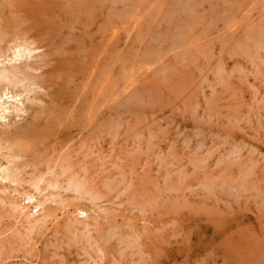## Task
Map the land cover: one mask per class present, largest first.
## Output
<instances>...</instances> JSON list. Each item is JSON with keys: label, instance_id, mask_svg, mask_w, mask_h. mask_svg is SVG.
<instances>
[{"label": "rangeland", "instance_id": "1", "mask_svg": "<svg viewBox=\"0 0 264 264\" xmlns=\"http://www.w3.org/2000/svg\"><path fill=\"white\" fill-rule=\"evenodd\" d=\"M10 1L0 12L21 15ZM125 1L73 0L28 30L46 45L0 65L46 75L5 119L31 135L26 172L70 162L108 211L91 245L70 232L74 203L23 241L0 209V264H264V0Z\"/></svg>", "mask_w": 264, "mask_h": 264}, {"label": "bare ground", "instance_id": "2", "mask_svg": "<svg viewBox=\"0 0 264 264\" xmlns=\"http://www.w3.org/2000/svg\"><path fill=\"white\" fill-rule=\"evenodd\" d=\"M0 1L2 2V0H0ZM15 1L13 0V2H15ZM75 1L76 2H74V3H76V5H78V13L79 14L84 13V12H80V11H82V10H80L82 7L79 8L80 4L82 6L84 3L85 8L87 7V9H88V8L95 7V3H96V0H84V1L82 0V3L80 2V0H75ZM118 1H121V3H122V0H118ZM127 1H125V2H127ZM115 2H117V1H115ZM186 2H189V1H186ZM190 2H192V1L190 0ZM7 3H8V0H6V2H2L1 7L6 5V8H7L9 6V4L7 5ZM10 3H12V0L10 1ZM68 3H73V0H23L22 4H24L25 9L23 8L24 6H21V9L23 8L22 10H24L23 12L21 11L22 12L21 15H15V16L9 15V17H5V15H4L5 12L3 14H2V12H0V65L3 66V64L5 62L8 64L16 63V62H19L20 60H22L23 58H25V59L29 58L30 59L33 53H35L36 51L38 52V50L40 48H42L43 45H46V42H47L46 38H44L45 40H43V39L36 36L37 33H35L36 35H34V34H32V32L30 33L28 30L31 27L33 29V26L34 25L36 26V24H37L38 27L42 26V28L40 27V30L42 32H44V34L47 33V30L48 29L50 30L51 27L55 25L54 18L58 17V19H60V17L63 16V14L65 12H61V11L63 10L64 7H66L68 5ZM117 3H119V2H117ZM123 3H124V1H123ZM192 3H194V2H192ZM11 5H13V4H11ZM73 5H75V4H73ZM240 7H241V5H240ZM8 8L15 9V7H13V6L8 7ZM185 8H187V7H185ZM51 9H53L55 11L59 10L60 12H52ZM12 10H10V14H12L11 13ZM50 10H51V12H50ZM12 12H15L17 14V12L14 10ZM185 12H189V11H185ZM19 14H20V12H19ZM120 14H122V13L120 12ZM86 19H88V18H86ZM24 23H27L28 25L25 24L26 26H24ZM22 25L24 26L23 29H22V27H23ZM56 26H58V24ZM110 27H112V26H110ZM230 33H232V32H230ZM42 37H44L43 34H42ZM246 37H247V35H246ZM43 56H45V55L43 54ZM27 61L28 60L25 61L26 64H24V66H17L18 64L17 65L15 64V65H12L10 67H5V66L0 67V120L3 121V123L1 124V127L7 129V130H4L3 132L2 131L0 132V209H1V211L4 210L10 216V219L12 220L11 225L13 226V228H10V229H14V227H15L17 229L20 228L23 230V231H21L20 229H18V231H16L17 234L15 235L16 232L15 233L13 232L14 234L12 233L13 235H11V236H16V237L18 236V238L21 241H23L24 240L23 238L26 239V237H27L30 239V235H32V234H34L40 230H41L40 232L42 233V231H43L42 229H44V228L47 230L46 227L49 224H52L55 220H57V214H56L57 210H58V212L60 211V213L62 215H65L66 211L71 206L70 204L74 203L76 205L74 206V211L72 212L73 218L71 216H69V214L65 215V217H67V219L69 220L68 221L66 219L68 221V223L70 222V224H68V225L70 226V228L73 229V230L72 229L70 230V228H69V230H70V232L74 231V233H75V231H77L78 233H80V235L81 234L85 235L87 237V240L90 241L94 238L93 237L94 235L92 236V233H94L96 231L99 233L98 229H96V223H97V220L101 217V216L100 217L98 216V219H96L93 215H100L101 213L99 214V212H105L106 213V211H107L106 209H101V207H100L101 205L99 206L96 204V202L97 203L100 202L99 197H101V196H98L97 195L98 193L96 194L94 191L92 193L90 191L85 190V186H86L85 180L86 179L84 178L85 179L84 180L78 174L73 173V171H72V173L70 172L72 170V168L70 167V165H71L70 162H67L66 165L59 164V167H58V164H56L57 167L60 168L59 173L55 169H54L55 171L52 170L53 168H51V169L48 168L49 170L47 169L48 170L47 172L44 171L45 173H40V171L37 170L38 171L37 175L33 174V173H30V174L27 173L26 172L27 171V169H26L27 165L26 164H28V162L24 163V161L23 162H21V161L23 158H26V157L28 158V156L31 155V153L33 152V149H32L33 146L31 147L32 144H31V142L28 141L30 139L31 135H26V130H25V133H23V131L19 132L18 130H17L18 132L14 131L15 129H12V131H9L8 128L10 126L8 123L5 122V119L7 118V114H10L13 112H16L18 114L19 113H26V110L24 108V100L29 101V98L27 97L29 94H31V93L33 94L36 89L37 90L38 89H48V87H46V85H45L46 81H44L46 75L42 74V78L44 76V78H43L44 80H42V78L39 79V77H41V74L39 77H36L33 74H31V72L34 73L38 69H37L36 65L29 64L30 62H27ZM43 62H45V61L43 60ZM95 62H97V64L99 63L98 61H95ZM21 64L23 65V63L20 62V65ZM42 66H43V64H42ZM44 66H45V64H44ZM95 66L97 67L96 64H95ZM39 67L40 66L38 65V68ZM94 75H95V73H94ZM68 77L70 79L72 78V76L71 77L66 76V78H68ZM99 82H101V80ZM48 86H50V85L48 84ZM10 89H11V91H10ZM37 98H39V97H37ZM39 111H41V110H39ZM40 115H41V113H40ZM18 117H19V115H18ZM50 120H52V119H50ZM49 121L46 124V128L48 126L50 127V125H52V122H49ZM47 129L49 130V128H47ZM50 129H52V128H50ZM28 130L29 129H27L28 134H29V132H31V133H33V136L38 135V134H36L38 132H33V130H29V132H28ZM60 160L64 161V160H62V158ZM36 163H38V162H36ZM56 165H55V168H56ZM80 178H82V179L80 180ZM67 194H70V195H67ZM87 195L89 196L87 201L91 204V206L94 209H92L90 207L83 206V205H82L83 207H80V203H81L80 200H85V198H86L85 196H87ZM87 201H85V202L88 203ZM103 205H104V203H103ZM69 213H70V211H69ZM107 213H108V211H107ZM8 227H9V225H8ZM97 228H98V226H97ZM8 230L5 231V233L8 232ZM15 230L16 229H14V231ZM108 231H110V230H108ZM111 231H112V229H111ZM9 232H8V234H9ZM2 233L4 234V231H2L0 233L1 234L0 236H2ZM107 234H109V233H107ZM3 236H5V235H3ZM110 236H112V235H110ZM33 237H35V236H33ZM82 237L83 236L81 235V238L80 237L79 238L82 239ZM31 239H33V238H31ZM10 240H12V239H10ZM16 240H18V239H13L14 242L13 241L12 242L15 243ZM20 240L17 241V243L18 242L20 243ZM28 240H27V242H28ZM92 241H94V242H92L91 245L97 243L94 239ZM21 243H23V242H21ZM132 243H134V242H132ZM132 243H131L130 247L135 244V243L134 244H132ZM23 244L26 245L27 243H23ZM29 244H27V245H29ZM32 246H34V245H32ZM29 249H30V247H29ZM32 250H33V248H32ZM26 253H27V251H26ZM95 253L98 255L97 258H99L101 260V257L103 256L102 248L96 247ZM96 260H94L95 264L97 263ZM23 264H26V263L24 262Z\"/></svg>", "mask_w": 264, "mask_h": 264}]
</instances>
